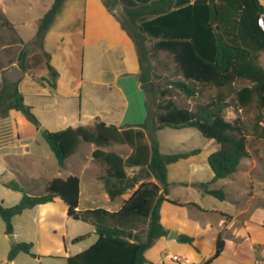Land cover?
<instances>
[{
  "label": "crops",
  "instance_id": "obj_1",
  "mask_svg": "<svg viewBox=\"0 0 264 264\" xmlns=\"http://www.w3.org/2000/svg\"><path fill=\"white\" fill-rule=\"evenodd\" d=\"M54 1L44 4L45 10L34 20L35 38L41 19ZM0 12L7 21L4 27L8 28L9 36L14 37V41L2 46V50L13 46L14 51L13 59L4 58L0 64V92L4 72L12 66L22 69L25 75L17 83L18 89L46 131L92 126L97 119L121 129L147 121L150 103L142 87L138 49L104 0H65L41 44L25 51L22 64V38L8 19L6 9ZM49 64L57 72L55 78L51 77ZM18 112L11 110L8 118H0V124L7 126L6 142L0 144V188L15 182L21 188L26 185L32 191L27 192L29 195H39L38 186L45 189L54 179L77 176L80 180L77 210L102 208L117 212L128 200L129 193L142 183L159 184L148 170L129 168L127 175H135L137 180L133 191L128 189L127 194L110 199L101 179L104 168L92 156L96 145L81 143L77 152L60 166L40 128L25 125ZM145 135L150 145L149 133L145 131ZM182 144L186 145L183 150L161 152L199 150V153L168 166V181L172 186L160 208V221L168 233L145 252L147 261L205 264L214 256L220 235L224 249L209 264H264V182H260L264 177L253 171L258 163L254 161L245 172L244 159L234 174L211 184L210 188L225 192V200H220L203 194L197 186L214 178L208 158L217 149L215 142L209 140L205 151L190 148L186 142ZM104 150L116 152L125 159L133 152L130 147L118 144ZM0 195L11 197L6 203L0 196V202L8 207L16 205L22 197ZM12 223L15 243L9 239L0 216V264H31L22 257L30 255L22 252L12 262L8 261L13 245L22 242L33 244V252L38 255L34 260L48 258L51 261L47 264H54L53 261L67 264L69 257L88 249L99 238L95 225L68 215V206L60 197L24 210ZM171 232L180 238H171ZM81 236L85 238L74 242ZM182 236L192 238V243L181 242Z\"/></svg>",
  "mask_w": 264,
  "mask_h": 264
},
{
  "label": "trees",
  "instance_id": "obj_2",
  "mask_svg": "<svg viewBox=\"0 0 264 264\" xmlns=\"http://www.w3.org/2000/svg\"><path fill=\"white\" fill-rule=\"evenodd\" d=\"M64 1L55 0L41 19L37 32L40 43ZM119 1L124 4L131 30L117 18L138 49L143 83L152 77L150 69L144 67L149 55L165 52L182 77L172 82L171 88L190 100L208 88L215 93L208 96L206 102H196L194 109L180 106L172 99L154 103V111L147 104V121L135 127L121 129L97 119L92 126L46 131L44 138L60 166L77 152L81 143L96 145L92 156L104 168L101 179L112 200L128 193L125 187L128 179L137 182L136 177L127 175L126 169L148 170L159 183H142L132 194L129 193L128 200L117 212L102 208L77 210L80 198L77 176L54 179L39 195H29L15 182L6 183L7 188L22 194L14 206L8 207L0 202V216L8 235L14 233L12 220L15 216L56 197L67 204L71 218L96 226L98 240L83 252L69 257L67 264L149 263L145 252L168 233L160 221L161 205L172 186L168 181V166L199 153V150H193L163 154L157 139L158 131L195 128L204 138L215 142L217 149L208 158L214 178L197 186L203 194L220 200H225V192L210 188L211 184L234 174L242 160L250 156L249 136L264 139V67L260 63V55L264 53V0ZM155 2L173 4L174 8L166 12L154 8L151 13L155 16L149 17L146 10ZM147 39L153 41L149 49ZM25 57L23 51L21 64ZM48 66L51 77L55 78L57 72L50 64ZM239 84L243 85L238 87ZM170 92V89L159 91V97L163 100ZM228 108L239 113L235 119L226 118ZM11 110L22 112L37 129L41 127L32 108L25 104L18 85L5 80L0 92V118H8ZM251 113L252 120L248 123ZM145 131L149 133L150 145L146 142ZM4 142L6 139L0 144ZM114 144L128 146L133 152L125 159L116 152L104 150ZM143 221H148L146 238L141 241L134 234L129 239L134 228ZM84 238L78 237L74 242ZM192 241L188 236L181 237V242L191 244ZM223 249L224 242L219 235L216 252L205 264L214 261ZM20 252L38 258L33 252V244L22 242L13 245L8 261L12 262Z\"/></svg>",
  "mask_w": 264,
  "mask_h": 264
},
{
  "label": "rangeland",
  "instance_id": "obj_3",
  "mask_svg": "<svg viewBox=\"0 0 264 264\" xmlns=\"http://www.w3.org/2000/svg\"><path fill=\"white\" fill-rule=\"evenodd\" d=\"M52 0H0V10L6 9L8 19L12 20V23L15 27L17 35L22 38L23 44V51L30 49L36 45L41 44L38 40L36 35L35 38V30L36 26L34 25V20L39 18L42 12L45 10L44 4L51 3ZM104 2L109 6L111 11L117 15L119 20L123 22L127 27V16L124 4L119 0H104ZM118 6V8H116ZM160 9V12H166L168 10H172L174 8L173 4H161L159 2H155L151 4V6L146 10L147 15L149 17H153L152 9ZM115 9V12L113 11ZM5 19L0 12V64H3L4 58H12L13 53V46L10 48H6L2 50V46L5 42L14 41L13 36H9L8 28L4 27ZM262 25L264 26V19L262 20ZM6 33V34H5ZM153 44V41L147 39L146 46L149 49L150 46ZM17 52V47L15 48ZM260 63L264 67V53L260 55ZM145 69H150L151 71V80L149 81L152 85L151 91L148 92L149 103L151 105V111H154V103L157 102H164L165 100L172 99L178 105L194 109L196 102H206L208 96L213 95L215 91L212 88L205 89L203 93L198 96L196 99L190 100L186 99L182 94H179L174 88H171V84L174 81L181 80L182 77L178 72V69L173 62L172 58L166 54L165 52H159L157 54H150L149 61L144 63ZM243 84H239L242 86ZM170 89V95L167 96L165 99H161L159 97V91ZM21 117L24 118L25 125L34 126L22 112H18ZM239 113L235 112L232 108H228L226 110V118L228 120H233L238 116ZM252 113L248 117L247 122L250 123L252 120ZM7 126L5 124H0V142L7 139ZM248 147L250 156L246 158L242 164V169L247 172L249 171L250 164H253L254 161L258 163V166L254 165V173L260 177H264V139H258L254 136L248 137ZM208 139L204 138L201 133L195 128H185L181 130L165 128L158 133V142L160 144V149L164 153H170L171 150H183L186 145H183L182 142H186L190 148L200 149L205 151L207 148ZM115 145V144H114ZM108 148H113V145L107 146ZM132 177V174L131 176ZM134 177H136L134 175ZM260 182L263 184V178H260ZM25 192H32L28 191L29 188L26 185L22 186ZM2 189L0 194L8 193L12 197L22 196L20 192H16L13 190H8L7 188H0ZM37 192L42 194L45 189H42V185L37 187ZM129 191H133V188H130ZM1 197L6 200L5 202H9L11 197H4V195H0ZM5 203V204H6ZM82 203L85 202L82 200ZM148 230V221L141 222L136 228H134L132 235H137L138 239L143 241L146 238ZM26 257L31 264H47L50 263L51 260L48 258H42V260H34L30 256H22ZM56 264V261H53ZM29 263V262H28ZM23 264H25L23 262Z\"/></svg>",
  "mask_w": 264,
  "mask_h": 264
},
{
  "label": "water",
  "instance_id": "obj_4",
  "mask_svg": "<svg viewBox=\"0 0 264 264\" xmlns=\"http://www.w3.org/2000/svg\"><path fill=\"white\" fill-rule=\"evenodd\" d=\"M116 8H118V6H116ZM113 11L115 12V9ZM3 75H4V78L6 81L15 85L24 77L25 72L17 66H12V67L8 68L4 72ZM142 87H143L144 91L148 93L151 91L152 85L150 82H147V83H144ZM40 131L43 134L46 133V129L44 127H40ZM135 186H136L135 183L131 182L129 179L126 181V185H125L126 189L134 188ZM170 237L171 238H177V239L180 238L179 236L176 235L175 232H171ZM9 239L11 240V242L15 243V239H14L13 235H9ZM129 239H132V235L129 236Z\"/></svg>",
  "mask_w": 264,
  "mask_h": 264
},
{
  "label": "built area",
  "instance_id": "obj_5",
  "mask_svg": "<svg viewBox=\"0 0 264 264\" xmlns=\"http://www.w3.org/2000/svg\"><path fill=\"white\" fill-rule=\"evenodd\" d=\"M174 259H177V257H174Z\"/></svg>",
  "mask_w": 264,
  "mask_h": 264
}]
</instances>
